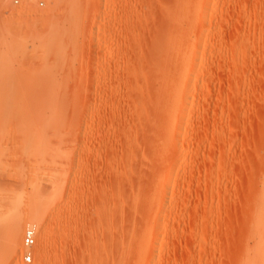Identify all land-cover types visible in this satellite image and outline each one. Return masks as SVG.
Listing matches in <instances>:
<instances>
[{
	"label": "rangeland",
	"instance_id": "obj_1",
	"mask_svg": "<svg viewBox=\"0 0 264 264\" xmlns=\"http://www.w3.org/2000/svg\"><path fill=\"white\" fill-rule=\"evenodd\" d=\"M0 264H264V0H0Z\"/></svg>",
	"mask_w": 264,
	"mask_h": 264
},
{
	"label": "built area",
	"instance_id": "obj_2",
	"mask_svg": "<svg viewBox=\"0 0 264 264\" xmlns=\"http://www.w3.org/2000/svg\"><path fill=\"white\" fill-rule=\"evenodd\" d=\"M17 2V0H15ZM22 244L25 248L32 247L35 244V232L31 227L25 228L22 235ZM31 259V254L29 251L24 252L23 261L29 262Z\"/></svg>",
	"mask_w": 264,
	"mask_h": 264
},
{
	"label": "bare ground",
	"instance_id": "obj_3",
	"mask_svg": "<svg viewBox=\"0 0 264 264\" xmlns=\"http://www.w3.org/2000/svg\"><path fill=\"white\" fill-rule=\"evenodd\" d=\"M21 226L19 224L9 225L6 229L7 238L18 240L20 237Z\"/></svg>",
	"mask_w": 264,
	"mask_h": 264
}]
</instances>
